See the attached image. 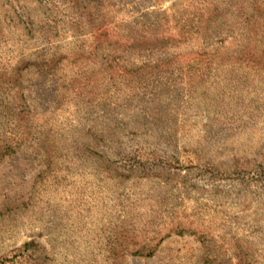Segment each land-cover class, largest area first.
<instances>
[{
  "label": "rangeland",
  "instance_id": "obj_1",
  "mask_svg": "<svg viewBox=\"0 0 264 264\" xmlns=\"http://www.w3.org/2000/svg\"><path fill=\"white\" fill-rule=\"evenodd\" d=\"M203 1L0 0V264H264V69Z\"/></svg>",
  "mask_w": 264,
  "mask_h": 264
},
{
  "label": "trees",
  "instance_id": "obj_2",
  "mask_svg": "<svg viewBox=\"0 0 264 264\" xmlns=\"http://www.w3.org/2000/svg\"><path fill=\"white\" fill-rule=\"evenodd\" d=\"M218 4L222 6L214 5L212 2L210 4L204 1L198 3L194 9L202 11L201 16L204 17L198 21V24L205 30L211 27L214 29L221 27L217 31H226V34L219 38V46L227 44L226 48L230 51L229 53L238 56L234 58L242 60L241 62L247 66L253 65L258 71L264 69V6L261 7L258 0H229L228 2L224 0ZM189 26L187 22H184L180 31L174 35L162 34L163 51L175 48L177 44L187 43L193 33V31L190 32ZM209 37L207 32H204L197 38L208 39ZM203 56L208 55L199 54V57ZM227 60L231 65L236 62L230 57ZM194 62L199 64V61L194 60ZM14 149L11 146L0 147V157Z\"/></svg>",
  "mask_w": 264,
  "mask_h": 264
}]
</instances>
